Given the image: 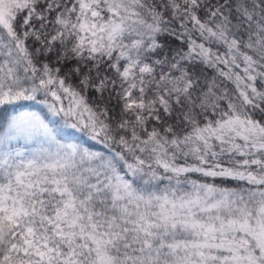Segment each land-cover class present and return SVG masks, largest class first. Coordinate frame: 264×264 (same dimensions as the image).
Returning <instances> with one entry per match:
<instances>
[{
  "label": "snow or ice",
  "instance_id": "6c2138e0",
  "mask_svg": "<svg viewBox=\"0 0 264 264\" xmlns=\"http://www.w3.org/2000/svg\"><path fill=\"white\" fill-rule=\"evenodd\" d=\"M0 264H264V0H0Z\"/></svg>",
  "mask_w": 264,
  "mask_h": 264
}]
</instances>
